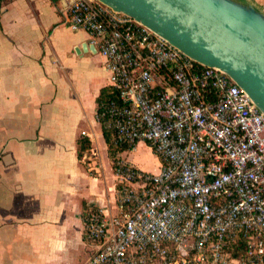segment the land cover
Returning <instances> with one entry per match:
<instances>
[{
	"label": "built area",
	"instance_id": "built-area-1",
	"mask_svg": "<svg viewBox=\"0 0 264 264\" xmlns=\"http://www.w3.org/2000/svg\"><path fill=\"white\" fill-rule=\"evenodd\" d=\"M68 15L120 90L109 108L118 141L161 160L155 173L124 160L114 170V200L84 222L86 264H264V113L250 95L97 0H70Z\"/></svg>",
	"mask_w": 264,
	"mask_h": 264
},
{
	"label": "crops",
	"instance_id": "crops-1",
	"mask_svg": "<svg viewBox=\"0 0 264 264\" xmlns=\"http://www.w3.org/2000/svg\"><path fill=\"white\" fill-rule=\"evenodd\" d=\"M69 5L0 1V264H86L84 207L116 196L97 117L106 59Z\"/></svg>",
	"mask_w": 264,
	"mask_h": 264
},
{
	"label": "water",
	"instance_id": "water-1",
	"mask_svg": "<svg viewBox=\"0 0 264 264\" xmlns=\"http://www.w3.org/2000/svg\"><path fill=\"white\" fill-rule=\"evenodd\" d=\"M227 74L264 113V15L231 0H97Z\"/></svg>",
	"mask_w": 264,
	"mask_h": 264
},
{
	"label": "trees",
	"instance_id": "trees-1",
	"mask_svg": "<svg viewBox=\"0 0 264 264\" xmlns=\"http://www.w3.org/2000/svg\"><path fill=\"white\" fill-rule=\"evenodd\" d=\"M120 90L114 85H107L103 87L100 91V94L97 98V114L98 121L101 124L102 132L104 139L106 141L108 157L112 162V167L114 170L119 168L120 162L123 160L122 155L127 151L133 150L135 145H127L122 144L118 141L116 137L115 128L113 125V118L109 113V108L112 104H120ZM92 143L91 140L87 136H81L79 139V156L83 158V156L91 152ZM156 153V152H155ZM129 163V162H127ZM120 184H116V189L119 190ZM97 206L93 204H86L84 207V222H86L87 214ZM85 239L88 241L87 237ZM233 253L236 256L243 255L247 250V238L242 234H237L236 242L233 243Z\"/></svg>",
	"mask_w": 264,
	"mask_h": 264
},
{
	"label": "rangeland",
	"instance_id": "rangeland-1",
	"mask_svg": "<svg viewBox=\"0 0 264 264\" xmlns=\"http://www.w3.org/2000/svg\"><path fill=\"white\" fill-rule=\"evenodd\" d=\"M240 1L244 3L248 9L254 12H258L257 10L253 9L246 2V0H240ZM247 1L251 3L253 6H255L257 9L264 12V0H247ZM102 150L104 152L105 149L102 148ZM107 153H108V150H107ZM121 157L125 162H129L131 164L133 161L139 168L145 171H148V172H153V173L158 171L160 162H161L158 154L155 153L153 148L148 144H137V146L133 148V150L123 153ZM103 158H104V164L105 166H107L106 167L107 169L108 161L106 160L105 155L103 156Z\"/></svg>",
	"mask_w": 264,
	"mask_h": 264
},
{
	"label": "bare ground",
	"instance_id": "bare-ground-1",
	"mask_svg": "<svg viewBox=\"0 0 264 264\" xmlns=\"http://www.w3.org/2000/svg\"><path fill=\"white\" fill-rule=\"evenodd\" d=\"M231 1H233L234 3H236V4H238V5H240V6H242V7H244V8H246V9H248L246 6H245V4L244 3H242L240 0H231ZM245 2V1H244ZM246 2L253 8V9H255V10H257L258 12H259V14H262V15H264V12H262L261 10H259V9H257L255 6H253L251 3H249L247 0H246ZM248 10H250V9H248ZM252 11V10H251ZM258 12H256V13H258Z\"/></svg>",
	"mask_w": 264,
	"mask_h": 264
}]
</instances>
